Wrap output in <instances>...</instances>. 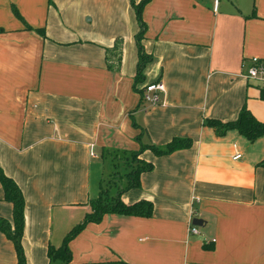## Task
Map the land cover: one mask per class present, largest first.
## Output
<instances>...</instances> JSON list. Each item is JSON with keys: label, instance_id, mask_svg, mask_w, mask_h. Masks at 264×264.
<instances>
[{"label": "crops", "instance_id": "1", "mask_svg": "<svg viewBox=\"0 0 264 264\" xmlns=\"http://www.w3.org/2000/svg\"><path fill=\"white\" fill-rule=\"evenodd\" d=\"M140 14L150 58L134 83L129 0H0V168L23 197L25 264H47V245L89 211L107 151L172 138L190 144L143 149L151 167L120 195L149 200L150 216L85 224L69 264H264V134L248 141L205 122L241 106L264 122V83L241 75L251 57L264 60V0H148ZM156 80L164 91L145 106L138 90ZM0 216L11 218L1 187ZM14 263L0 232V264Z\"/></svg>", "mask_w": 264, "mask_h": 264}, {"label": "trees", "instance_id": "2", "mask_svg": "<svg viewBox=\"0 0 264 264\" xmlns=\"http://www.w3.org/2000/svg\"><path fill=\"white\" fill-rule=\"evenodd\" d=\"M148 0H129L133 8L135 19L139 25V29L135 34L137 46V61L135 65L134 83L141 81L142 70L150 56L145 54L139 43L144 32V23L141 20V8ZM107 57V66L109 63ZM111 62V61H110ZM118 63V62H116ZM142 89V88H141ZM141 89L138 91L141 92ZM208 125L214 128L215 133L221 134L226 129H236L248 141H253L258 136L264 134V122L256 119L246 108L241 106L234 119L220 121L216 118L206 119ZM135 126V125H134ZM139 142L138 136L135 137ZM190 144L187 138H172L163 147H156L153 144L139 143L137 150H122L120 152L107 151L103 155V159L114 161L110 164V172L107 174V181L104 178L99 180V189L97 195L88 202L89 211L84 213L79 224L72 226L62 237L61 243L57 247L47 245L46 257L47 264L58 261L59 264H69L71 253L68 248V241L79 232L85 224L89 222H98L104 214H118L125 216L148 217L151 214V202L147 199H137L130 203H125L120 199L123 191L134 188L139 185V174L149 170L151 164L140 158L139 153L145 149H150L154 154L160 155L171 151L187 147ZM116 160V161H115ZM119 166L123 169L120 171ZM120 182V184L118 183ZM0 187L2 190V198L10 203L11 218L7 220L0 216V232L11 242L15 254L14 264H25L24 254L21 246V235L24 222V201L20 189L16 183L7 176L0 168ZM115 189L112 194L108 192L109 188ZM87 264H129L122 260L91 262Z\"/></svg>", "mask_w": 264, "mask_h": 264}, {"label": "built area", "instance_id": "3", "mask_svg": "<svg viewBox=\"0 0 264 264\" xmlns=\"http://www.w3.org/2000/svg\"><path fill=\"white\" fill-rule=\"evenodd\" d=\"M243 65V64H241ZM244 78L264 83V60L258 57H251L244 72L241 74ZM164 91L163 83L159 80L148 82L142 86L140 98L145 106H153L158 103L159 95ZM236 154L233 158H237ZM187 233H196L195 225L190 221L187 225Z\"/></svg>", "mask_w": 264, "mask_h": 264}, {"label": "rangeland", "instance_id": "4", "mask_svg": "<svg viewBox=\"0 0 264 264\" xmlns=\"http://www.w3.org/2000/svg\"><path fill=\"white\" fill-rule=\"evenodd\" d=\"M87 17V16H86ZM138 159L140 160V157L138 156ZM116 161V160H115ZM114 162V161H110L109 159H106V161H104V163H102L101 165L99 164V168H98V183H99V180L102 178L101 174H103V178H104V182L107 181V174L108 172H110V164ZM118 169L121 171L123 169L122 166H119ZM120 184V182H118ZM98 186V184H97ZM115 189L112 188H109L108 192L110 194H112L114 192ZM96 195V193H95ZM51 264H59L58 261H53L51 262Z\"/></svg>", "mask_w": 264, "mask_h": 264}, {"label": "water", "instance_id": "5", "mask_svg": "<svg viewBox=\"0 0 264 264\" xmlns=\"http://www.w3.org/2000/svg\"><path fill=\"white\" fill-rule=\"evenodd\" d=\"M191 223L193 224V225H197V226H199V225H201V219H199V218H192V220H191Z\"/></svg>", "mask_w": 264, "mask_h": 264}]
</instances>
